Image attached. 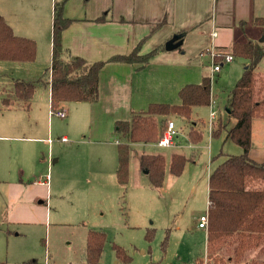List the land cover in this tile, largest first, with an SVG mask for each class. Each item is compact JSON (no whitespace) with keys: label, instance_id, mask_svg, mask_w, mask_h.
<instances>
[{"label":"rangeland","instance_id":"1","mask_svg":"<svg viewBox=\"0 0 264 264\" xmlns=\"http://www.w3.org/2000/svg\"><path fill=\"white\" fill-rule=\"evenodd\" d=\"M17 30L28 33L23 25ZM42 42L44 40H40ZM20 65L23 64L0 61V123L12 119L29 121L30 113L43 120L41 114H45V104H48V121L51 97L49 87L43 83L38 84L29 110L18 100L10 107L4 105L5 97L14 96V78L37 80L49 67L48 61L38 58L31 64H25L28 66ZM246 65L245 59L235 58L213 77L210 62H207L208 68L202 67V77L198 80H202L205 73L210 74L213 92L211 105L217 101L216 106H221L223 118L211 119V105L195 107L189 120L169 116L167 122L173 121L178 131L176 144L169 148H160L157 143L130 144L129 179L126 185H121L116 175L118 145L115 140L119 137L113 132L108 138L111 142H107L112 144L93 142L88 132L91 119L77 108L72 125L71 116H51V144L46 141L49 138L47 134L11 133L17 137L46 140L36 144L35 168H27L25 173L18 169L11 172L0 170V263L86 264V235L89 229L106 234L107 241L99 264H196L198 258L206 261L208 228H199V218L208 212L211 172L227 156L242 154L240 146L226 139L227 131L235 124V120L226 113V105L230 101V91ZM260 69L264 70V64ZM70 104L79 105L77 102ZM213 105V110L217 109ZM47 121L41 123L44 125L39 128L47 129ZM253 122L254 145L261 151L264 150V119ZM217 125L223 131L213 136L212 128ZM191 127L202 128L203 140L200 143L190 142ZM64 135H67L68 142L61 141L60 137ZM79 139L92 142L82 144ZM2 143L0 160L6 151L13 152V142L7 146L6 142ZM145 153L163 154L166 157L164 182L160 188L152 187L148 174L141 170L140 159ZM175 153L188 158L179 176L170 172L171 157ZM58 154L61 160L54 165H83L88 169V177L63 188L53 187L52 194L48 196L46 187L34 186L33 183L48 171L42 159L45 158L52 167ZM29 173L31 179H26ZM22 177L27 180L22 185L25 188L23 191L14 187V183ZM37 191H43L44 196L38 197ZM149 232L152 238H148ZM115 245L123 248L131 259H122Z\"/></svg>","mask_w":264,"mask_h":264},{"label":"crops","instance_id":"2","mask_svg":"<svg viewBox=\"0 0 264 264\" xmlns=\"http://www.w3.org/2000/svg\"><path fill=\"white\" fill-rule=\"evenodd\" d=\"M61 1L63 0L55 2ZM55 2L54 0H0V13L8 24L14 32L20 33V36H31L37 40H35L38 46L37 58L48 61L49 66L52 60ZM63 12L64 17L71 20L63 32L66 59L79 56L89 62L106 61L115 55L130 54L142 40L146 39L140 48V55H145L160 45H165L174 35L185 33L182 51L178 48L166 49L144 64L107 63L100 73L99 97L96 102H77L79 105L62 103L58 107L66 109L67 116H71V125L74 124L75 109L84 112L85 116L91 119L92 125L88 131L90 137L93 142L102 144H112L107 142H111L108 138L113 132L116 135V122L129 120L132 112L146 111L153 103L180 104V90L187 84L200 83L201 80L198 78L202 77V67H207V62H210L211 67V58L207 54L210 48L217 51L229 49L234 42L248 40L258 41L264 45V41L258 40L264 38V22H257L259 19H264V0H66ZM21 25L28 30V33L17 30ZM213 33H216V36ZM40 40H44L43 44ZM31 63L33 62L22 63L23 65L20 66H28L25 64ZM261 64H264V57L257 68L258 72L264 73V70L260 69ZM45 85L49 87L51 97L50 86ZM5 98L15 99V94L13 97ZM32 101L33 99L29 107L23 102L27 110L30 109ZM229 102L226 105L228 116H230ZM216 103L212 105L215 107ZM51 108L50 104L48 121V104H45V114H41L43 120L30 113L29 121L20 122L12 119L0 123V144L5 141L7 146L9 142H13L11 143L13 152L6 151L3 159L0 160V170L11 172L18 169L25 173L27 168L29 170L35 168L36 144L46 139L17 137L11 133L21 131L30 135L47 134L49 138L46 141L51 144ZM216 108L214 118H223L221 106ZM20 117L23 119V115ZM46 121L47 129H40L41 123ZM63 138L67 140L64 141ZM60 139L63 142L69 141L67 135L61 136ZM252 140L250 158L264 163V150L260 151L254 145V125ZM115 141L118 145L122 140ZM91 142V140L79 139V143L82 144ZM60 160L61 155L58 154L51 167V163H47L43 158L42 162L48 167V171L45 176L36 179L33 183L34 186L46 187L48 196L52 194L53 187L63 188L88 177L86 174L88 169L83 165L71 167L54 165ZM144 173L148 174L147 171ZM29 175L31 173L26 179L29 177L31 179ZM26 179L22 177L19 182L14 183V187L23 191L25 188L22 185L26 184ZM36 194L38 197L44 196L43 191H37Z\"/></svg>","mask_w":264,"mask_h":264},{"label":"trees","instance_id":"3","mask_svg":"<svg viewBox=\"0 0 264 264\" xmlns=\"http://www.w3.org/2000/svg\"><path fill=\"white\" fill-rule=\"evenodd\" d=\"M65 2H55L54 5L52 60L47 72L37 80L15 79V99L5 98L3 103L6 107L17 100L29 107L40 83L50 86L53 108H58L62 103L96 102L100 73L107 63L144 64L156 54L166 51V46L160 45L148 54L140 55L144 39L130 54L115 55L106 61L89 62L79 56L66 59L63 32L71 20L64 17ZM257 22L263 23L264 19ZM178 50L182 51V46ZM37 52V42L17 35L0 13V61L30 63L36 60ZM217 54L216 62L226 55H231L234 60L243 58L248 61L229 94V112L235 124L226 135V139H231L242 148V154L227 156L209 176L207 256L206 261L198 258L195 263L264 264V163L250 158L253 121L264 119V73L257 70L264 57V45L252 40L234 42L229 49L218 50ZM212 94L211 76L205 73L200 83L187 84L180 90V104L153 103L146 111L132 112L129 120H118L115 132L119 140H124V143L118 144V182L126 185L129 179L130 144L157 143L168 128L169 116L191 119L195 107L211 105ZM222 131L221 126L217 125L212 128V135L218 136ZM189 140L194 144L200 143L203 140L202 128L191 127ZM187 161L185 155L173 154L170 172L175 176L181 175ZM140 167L148 172L152 187L160 188L163 185L166 169L163 154L142 155ZM147 236L152 238L153 235L149 232ZM106 241L103 231L88 230L86 264H99ZM115 246L122 259H131L123 248Z\"/></svg>","mask_w":264,"mask_h":264},{"label":"built area","instance_id":"4","mask_svg":"<svg viewBox=\"0 0 264 264\" xmlns=\"http://www.w3.org/2000/svg\"><path fill=\"white\" fill-rule=\"evenodd\" d=\"M214 36H216V33H213ZM207 54L209 55V57L211 58V76H215L217 72H219L221 70V67L224 64L227 63H231L234 61V58L231 55H226L223 57V59L220 62H216V56L217 51L214 48H210L207 51ZM211 119H213L215 117V112L216 109L212 108L211 105ZM51 115L52 116H56V117H60V118H65L67 116V111L64 108H51ZM178 131L176 130V126L175 123L173 121H170L168 124V128L167 130L164 132L163 136L159 139V141L157 142V145L159 147H170L172 145H174L175 143V138L177 137ZM64 141H66V138H63ZM42 182V181H41ZM199 227L202 229H207L208 228V223H209V213L206 212L205 214L201 215L199 218Z\"/></svg>","mask_w":264,"mask_h":264},{"label":"water","instance_id":"5","mask_svg":"<svg viewBox=\"0 0 264 264\" xmlns=\"http://www.w3.org/2000/svg\"><path fill=\"white\" fill-rule=\"evenodd\" d=\"M185 33L174 35L172 39H170L166 44L167 50L177 49L183 44V36ZM264 41V38L261 40Z\"/></svg>","mask_w":264,"mask_h":264}]
</instances>
